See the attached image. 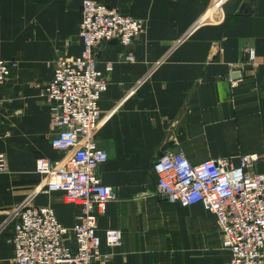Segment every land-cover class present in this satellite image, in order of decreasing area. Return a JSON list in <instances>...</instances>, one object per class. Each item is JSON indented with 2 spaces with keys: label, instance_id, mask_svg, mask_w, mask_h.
Segmentation results:
<instances>
[{
  "label": "crops",
  "instance_id": "1",
  "mask_svg": "<svg viewBox=\"0 0 264 264\" xmlns=\"http://www.w3.org/2000/svg\"><path fill=\"white\" fill-rule=\"evenodd\" d=\"M147 22L129 47L104 43L98 69L109 65L99 146L109 159L98 169L115 198L99 218V264H228L229 252L201 204L189 208L161 196L155 160L183 152L193 165L264 156V0H102ZM83 0H0V59L17 62L0 86V264H12L17 213L53 208L71 228L80 207L47 192L36 161H60L52 148L50 107L42 88L58 57H79ZM255 52L254 65L244 56ZM127 54L134 56L127 60ZM235 82L237 85L233 86ZM254 172L264 173V162ZM109 230L122 232L110 249Z\"/></svg>",
  "mask_w": 264,
  "mask_h": 264
},
{
  "label": "built area",
  "instance_id": "2",
  "mask_svg": "<svg viewBox=\"0 0 264 264\" xmlns=\"http://www.w3.org/2000/svg\"><path fill=\"white\" fill-rule=\"evenodd\" d=\"M146 32V21L110 8L102 0H83L79 33L83 52L79 57L56 58L52 80L42 88L54 132L51 145L64 158L36 161V173L47 192L62 193L66 203L80 207V214L67 228L51 207L20 210L9 240L12 264H99L112 257L102 252L98 233L99 218L115 195L98 176L109 156L97 138L112 66L106 72L98 69V50L104 43L129 47ZM243 54L254 65V50L246 48ZM126 58L134 60L132 54ZM17 67V62L0 59V86ZM260 161L264 162V156L252 155L241 157L238 167L229 159L193 165L183 152L167 151L154 162L161 196L185 208L201 204L213 215L223 250L230 255L228 264H264V173L254 172ZM6 170V156L0 154V173ZM105 242L110 249L121 246L122 232L107 231Z\"/></svg>",
  "mask_w": 264,
  "mask_h": 264
}]
</instances>
